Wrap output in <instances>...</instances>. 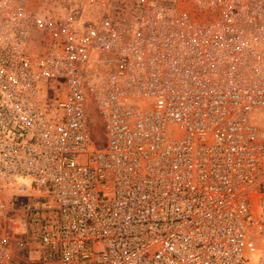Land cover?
Segmentation results:
<instances>
[{"label":"built area","instance_id":"2783aa9c","mask_svg":"<svg viewBox=\"0 0 264 264\" xmlns=\"http://www.w3.org/2000/svg\"><path fill=\"white\" fill-rule=\"evenodd\" d=\"M63 6L0 0V264H264V0Z\"/></svg>","mask_w":264,"mask_h":264},{"label":"rangeland","instance_id":"374dc122","mask_svg":"<svg viewBox=\"0 0 264 264\" xmlns=\"http://www.w3.org/2000/svg\"><path fill=\"white\" fill-rule=\"evenodd\" d=\"M14 2L21 4L23 6H28V9L33 12L49 11L55 17L56 16L63 17L69 11V9H66L63 6L64 0H14ZM81 11L83 12L84 17H87V16H92L96 12V9L88 8V9H83ZM6 13H7L6 9H0V17L6 16ZM29 45H30V49L32 52H39V51L48 49L51 43L48 37L43 38V34L37 31L31 37ZM98 123L99 122L96 123L97 127L92 133V137H93L92 139L99 140L102 137V140H103L104 127L103 125H100L101 123L100 124ZM92 128H94V125ZM98 136H99V139H98ZM96 143L98 144L99 142L96 141Z\"/></svg>","mask_w":264,"mask_h":264}]
</instances>
